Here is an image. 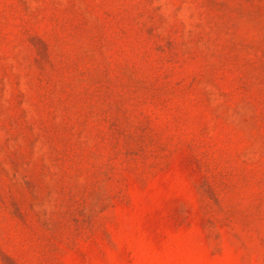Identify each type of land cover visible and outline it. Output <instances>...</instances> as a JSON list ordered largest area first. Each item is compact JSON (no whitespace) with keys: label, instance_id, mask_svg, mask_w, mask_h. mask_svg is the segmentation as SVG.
<instances>
[{"label":"rangeland","instance_id":"obj_1","mask_svg":"<svg viewBox=\"0 0 264 264\" xmlns=\"http://www.w3.org/2000/svg\"><path fill=\"white\" fill-rule=\"evenodd\" d=\"M0 264H264V0H0Z\"/></svg>","mask_w":264,"mask_h":264}]
</instances>
